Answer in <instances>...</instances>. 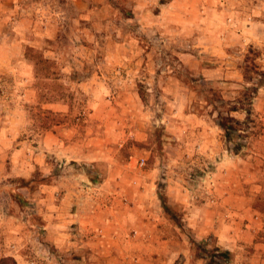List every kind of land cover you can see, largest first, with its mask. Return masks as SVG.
<instances>
[{
	"label": "rangeland",
	"instance_id": "1",
	"mask_svg": "<svg viewBox=\"0 0 264 264\" xmlns=\"http://www.w3.org/2000/svg\"><path fill=\"white\" fill-rule=\"evenodd\" d=\"M0 22L16 36L0 96L23 119L1 149L0 258L81 264V252L47 240L44 215L89 209L103 228L101 213L128 209L138 189L167 237L181 239L202 207L225 226L239 210L248 229L264 227V78L255 85L253 72L264 71V0H0ZM254 86L225 139L216 112ZM87 149L96 153L78 156ZM185 240L191 264L216 247L208 234ZM125 247L123 258L184 259L169 246Z\"/></svg>",
	"mask_w": 264,
	"mask_h": 264
},
{
	"label": "crops",
	"instance_id": "2",
	"mask_svg": "<svg viewBox=\"0 0 264 264\" xmlns=\"http://www.w3.org/2000/svg\"><path fill=\"white\" fill-rule=\"evenodd\" d=\"M1 25L2 22H0ZM15 40V34L11 36L0 30V74L15 70L13 66H10L15 55ZM0 85L2 84L0 83ZM6 105L7 102L3 96H0V159L4 155L6 156V152L1 149L9 148L10 145L7 142L14 137L23 120L20 115L10 114ZM12 149H22V147L16 148L14 145ZM60 150L63 154L68 152L67 157L73 155V152L70 153L69 150ZM92 152L96 153L92 149H87L85 153L81 152L78 156L88 158L93 154ZM45 187L48 191H52L53 186L46 185ZM140 190L126 191V198L130 201L126 204L128 209L101 213L105 222L103 228L96 229L95 226L99 224V219H96L94 213L89 209L84 211L76 209L73 212H68L64 211L63 206L56 207L55 211L44 215L47 220V240L60 249L72 248L81 252L79 260H77L81 264H130L131 261H135L132 264H159L157 258H151L152 253L147 255V258H151V261L148 262L143 260L144 256L137 252L124 253L125 257L123 258L122 253L116 251L121 250L122 247L126 248L127 245L139 250L141 246L142 248H151L155 250L153 253L159 251L160 246H169L174 251L183 253L182 264H191V255L187 251L185 240L186 233L196 240L204 239L208 234L215 238V246L219 250H225L230 255L227 264H264V241L257 237V234L264 232L262 222L254 224L251 226L252 229H248L247 224H242V220L245 218L243 213L231 208L233 210L231 214L237 219L231 220L230 223L226 222L228 225L225 226L220 223V212L216 208L207 210L202 207L196 214L191 213L185 216L186 223L183 226V231L179 234L181 239L176 235L167 237L163 233V223H160L162 221L159 211H149L146 207L148 202L143 201V195L138 193ZM172 200L177 202V199ZM122 225L134 228L133 233L127 236ZM130 255L137 256V258L133 257L132 259ZM204 262L203 258L194 261L195 264H205Z\"/></svg>",
	"mask_w": 264,
	"mask_h": 264
},
{
	"label": "trees",
	"instance_id": "3",
	"mask_svg": "<svg viewBox=\"0 0 264 264\" xmlns=\"http://www.w3.org/2000/svg\"><path fill=\"white\" fill-rule=\"evenodd\" d=\"M253 72L258 77L255 82V85H257L264 78V71H253ZM243 78H245V81H250L252 80L253 77H251V75H247L246 72H243ZM243 91L244 92L240 95V97L235 102L238 105H232L231 107H229V109L225 111V115L221 114L220 111L216 112V116H217L216 124L219 126V128L223 130V136L227 140H230L229 138L232 132L239 129L236 127L239 123V120L228 115L229 112L243 110L246 116H248L250 112L249 106L251 103L252 94L255 92V86L254 87H244ZM162 207H163V210L167 213L168 208L164 204H162ZM206 255L208 256V259L205 264H216L215 260H221V263L224 264L228 260L229 254L225 250H219L217 247H213L207 251ZM7 261H11L12 264H15L13 259L11 258H7V259L5 257L0 258V264H10Z\"/></svg>",
	"mask_w": 264,
	"mask_h": 264
},
{
	"label": "built area",
	"instance_id": "4",
	"mask_svg": "<svg viewBox=\"0 0 264 264\" xmlns=\"http://www.w3.org/2000/svg\"><path fill=\"white\" fill-rule=\"evenodd\" d=\"M142 162H143V160H142V159H140V160L138 161V164H139V165H141V164H142Z\"/></svg>",
	"mask_w": 264,
	"mask_h": 264
}]
</instances>
